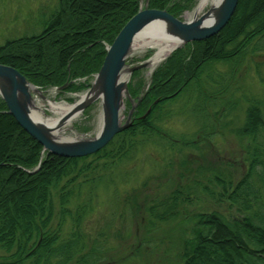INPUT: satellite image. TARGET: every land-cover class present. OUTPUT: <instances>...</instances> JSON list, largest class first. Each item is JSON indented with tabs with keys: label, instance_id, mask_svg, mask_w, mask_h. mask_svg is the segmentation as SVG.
Wrapping results in <instances>:
<instances>
[{
	"label": "trees",
	"instance_id": "obj_1",
	"mask_svg": "<svg viewBox=\"0 0 264 264\" xmlns=\"http://www.w3.org/2000/svg\"><path fill=\"white\" fill-rule=\"evenodd\" d=\"M238 1L231 21L221 32L206 41L187 44V51L170 56L154 73L150 88L137 102L136 120L114 138L118 141L112 150H107L109 144L79 159L48 155L7 114L0 98V264H91L92 255L78 256L84 247L77 235L62 238V224L70 215L64 207L66 198L74 190L80 192L81 187L104 179L97 174L98 162L109 160L110 164L101 167L113 168L151 136L162 139L170 150L206 143L205 126L199 128L195 142L181 145L169 142L170 136L161 133L156 124L166 104L183 93L196 88L199 100L203 98L200 108L223 93L208 91L207 79L212 87L220 80V76L206 75L208 69L238 65L249 56L264 53V0ZM193 2L149 0L146 5L180 19ZM139 5V0H59L40 33L0 45V64L16 69L42 90L55 87L75 92L83 88L74 84L77 80L99 72L106 47L136 16ZM198 112L207 115L205 109ZM234 133L240 140H248L245 167L235 182L214 177L219 189L208 193L212 203L205 211L190 214L195 231L183 245L180 264H264V140L259 141L264 137V102H250L243 125ZM91 158L95 165L81 164ZM182 192L177 188L165 199L160 220L175 216L179 205L190 202L188 197L183 200ZM56 195L59 211L53 206ZM85 207H78L74 218L83 215Z\"/></svg>",
	"mask_w": 264,
	"mask_h": 264
},
{
	"label": "rangeland",
	"instance_id": "obj_2",
	"mask_svg": "<svg viewBox=\"0 0 264 264\" xmlns=\"http://www.w3.org/2000/svg\"><path fill=\"white\" fill-rule=\"evenodd\" d=\"M58 1L0 0V45L40 33L57 8ZM199 2L194 0L190 10L180 16L181 21L189 22L194 17ZM144 3L145 0H141L143 7ZM210 8L211 2L197 17ZM185 46L173 51L154 70L148 67L153 50H130L121 79L126 83L121 100L122 124L150 88L154 73L164 67L170 56L178 51H187ZM237 64L215 65L206 71V75L220 76L213 87L207 79L208 91L217 95L218 91L224 90L215 101L200 108L204 105L201 103L203 98L199 100L200 94L195 88L167 103L163 117L159 119L161 121L156 124L161 133L170 136L169 142L181 145L195 142L199 128L205 126L204 131L209 136L206 143L196 147L175 146L170 150L161 142L162 139L151 136L113 168L103 170L101 166L110 162L99 161L97 174L104 179L81 187L80 192L74 190L70 198H66L64 207L70 215L62 224V238L70 235L79 237L84 248L78 256L92 255L91 264L94 261L96 264L181 263L179 254L195 231L190 214L205 211L211 205L212 198L208 193L219 189L214 177L232 182L239 179L241 168L245 167L243 159L248 140H240L234 132L243 125L250 102H264V53L249 56ZM95 77L96 74L77 80L74 84L83 88L75 92L55 87L37 88L44 98H33L44 116L57 118L49 111L46 100L53 104L73 105L77 103L78 96L91 89ZM199 109H205L207 115L198 112ZM101 112V102H93L71 122L70 130L64 136L75 141L95 138L101 126ZM263 140L264 137L259 138L261 143ZM117 141L114 139V144L111 143L107 150L114 149ZM89 162L95 165L92 158L81 164ZM200 167L204 170L199 171ZM177 188L183 191V200L188 197L190 202L179 205L175 216L160 220L158 214L165 208L162 203ZM52 199L54 210L59 211L58 195ZM82 205L86 206V211L79 218H74L77 208Z\"/></svg>",
	"mask_w": 264,
	"mask_h": 264
},
{
	"label": "water",
	"instance_id": "obj_3",
	"mask_svg": "<svg viewBox=\"0 0 264 264\" xmlns=\"http://www.w3.org/2000/svg\"><path fill=\"white\" fill-rule=\"evenodd\" d=\"M148 1L146 0V4ZM217 2L214 7L199 17L194 15L189 22H183L166 11L149 9L145 5L144 9L139 10L136 16L124 25L113 43L106 48L102 66L95 77L98 81L99 102L102 107L101 126L95 138L54 141L49 130L38 126L30 116L32 97L27 87L30 86L33 89L36 87L16 69L0 64V98L7 108V114L11 115L19 125L18 127L35 140L48 155L63 159H79L100 152L111 143L114 137L133 125L134 108L128 113L125 123L120 122L122 94L126 88V83L121 79L125 61L136 37L146 29L158 26L169 37L179 42L180 45L175 50L190 43L206 41L221 32L231 21L239 1L218 0ZM89 105H91L90 102L84 105L82 110Z\"/></svg>",
	"mask_w": 264,
	"mask_h": 264
},
{
	"label": "bare ground",
	"instance_id": "obj_4",
	"mask_svg": "<svg viewBox=\"0 0 264 264\" xmlns=\"http://www.w3.org/2000/svg\"><path fill=\"white\" fill-rule=\"evenodd\" d=\"M217 1L218 0H200L195 15L197 16V14H199L209 2H211V7H214L218 3ZM178 45L180 44L176 39L169 37L167 33L157 26L146 29L140 33L134 40L131 49H134V51H141L144 49L153 50L154 54L150 57L148 67L151 70H154L178 47ZM27 90L32 97V109L30 114L32 120L38 124V126L48 129L51 136L54 137V141H70L71 139L64 135L70 130L71 122L80 116V113L83 112L82 107L84 105L89 102L91 104L93 102H98L100 99L98 81L94 80L92 89L78 96L77 103L73 105L53 104L46 100L47 105L49 106V111L57 116V118H54L44 116L45 114L43 110L35 101V99L44 98L43 95H41L42 93L30 86L27 87Z\"/></svg>",
	"mask_w": 264,
	"mask_h": 264
}]
</instances>
